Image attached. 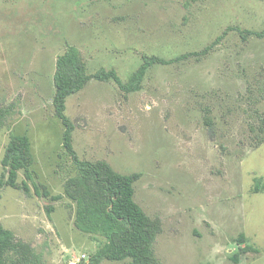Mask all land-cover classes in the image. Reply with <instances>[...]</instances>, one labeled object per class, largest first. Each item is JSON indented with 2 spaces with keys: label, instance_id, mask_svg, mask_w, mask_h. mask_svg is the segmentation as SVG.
Returning a JSON list of instances; mask_svg holds the SVG:
<instances>
[{
  "label": "rangeland",
  "instance_id": "374dc122",
  "mask_svg": "<svg viewBox=\"0 0 264 264\" xmlns=\"http://www.w3.org/2000/svg\"><path fill=\"white\" fill-rule=\"evenodd\" d=\"M229 26L264 30V0H0V107L13 104L0 127V176L11 134H27L35 181L64 193L75 165L53 97L56 60L68 45L80 49L90 74L114 69L127 83L144 56L174 60ZM66 105L80 159L142 173L134 197L162 221L154 248L163 264H235L246 244L258 251L239 264H264V143L252 145L257 111L264 113V36L229 30L200 60L152 66L138 91L92 79ZM30 187L2 188L0 223L47 264L89 262L98 241L75 227L72 201Z\"/></svg>",
  "mask_w": 264,
  "mask_h": 264
},
{
  "label": "trees",
  "instance_id": "16d2710c",
  "mask_svg": "<svg viewBox=\"0 0 264 264\" xmlns=\"http://www.w3.org/2000/svg\"><path fill=\"white\" fill-rule=\"evenodd\" d=\"M229 30H237L244 39L255 35L264 36V30L244 29L240 26H229L215 40L200 50L181 55L174 60H166L156 56H144L143 63L136 69L129 81L124 83L117 71L100 69L93 74L88 72L87 63L80 49L68 45L58 55L54 74L53 105L56 115L65 126L63 148L73 160L75 171L64 183L63 194H52L49 188L35 181L33 166L36 158L32 150V142L27 134L12 133L2 158L3 172L0 176V191L5 187L22 189L31 192L30 182L36 193L49 197L53 201L67 196L74 204V225L81 232L98 241V248L89 259L77 264H100L104 260L129 261L128 264H163L155 252V242L162 233V221L159 217L150 216L135 200V183L141 178L139 171L123 174L114 169L107 160H82L79 158L73 143L72 132L74 122L66 115L67 99L70 95L82 91L90 80L115 81L126 92L138 91L148 70L155 64H169L189 59L192 56L199 60L211 53ZM13 104L0 107V127L9 123L12 117ZM210 111V108H206ZM258 112V122L254 133L255 147L264 143V113ZM206 122L213 125L212 116L205 115ZM254 131V127H252ZM20 172L25 178L20 182ZM257 179L256 191H260ZM43 189V191L41 190ZM55 206H47L52 213ZM247 236L241 232L237 237L239 243H245ZM258 249L250 244L239 248L232 256L235 264L240 263L241 255ZM0 264H47L43 254L38 252L32 243L18 238L13 230L0 223Z\"/></svg>",
  "mask_w": 264,
  "mask_h": 264
}]
</instances>
